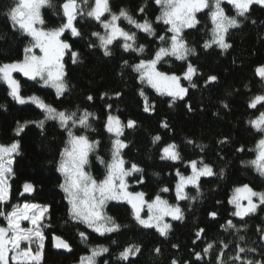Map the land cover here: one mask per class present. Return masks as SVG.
Segmentation results:
<instances>
[{"label":"trees","instance_id":"16d2710c","mask_svg":"<svg viewBox=\"0 0 264 264\" xmlns=\"http://www.w3.org/2000/svg\"><path fill=\"white\" fill-rule=\"evenodd\" d=\"M63 2L51 0L52 6L42 10L45 29L58 27L63 22L60 7ZM78 2H81V7L87 8L82 0ZM93 5L94 0H90L88 9ZM12 6L14 0H0V64L22 60L24 48L30 42V37L12 27L7 16ZM109 7L114 13L125 9L138 22L144 19L152 22L155 35L136 29L124 18L119 20L120 27L136 33V45H144L145 51L140 55L125 52L120 39L110 46L112 55L104 56L98 47V39L91 35L93 32L103 34L104 29L94 19L86 15L78 16L74 23L81 36L72 37L70 31L62 36L79 53L75 64L70 54L64 60L68 91L57 97L55 90L44 87L42 82L16 74L21 95H35L57 110L77 111L78 115L87 110L95 114V118L89 119L94 130L77 127L74 132L100 142L96 151L90 154L86 166V171L97 180L103 179L105 174V166L96 159L97 155L105 161L111 158L113 137L104 126L108 113L118 116L124 124L128 120L136 121L134 128H124L121 137L127 144L123 151L126 167L135 163L143 169L141 173L128 177L130 189L132 192H143L148 201L159 194L170 204H179L184 219L173 222L167 237H162L155 229L138 225L128 204L111 202L105 214L121 226L119 231L101 236L72 221L65 194L59 187L64 178L57 171L60 153L68 139L66 131L55 120L45 121L43 129L38 127L36 122L44 120V113L35 105L17 103L8 94L7 85L0 81V145L8 146L15 141L20 145L13 164L14 175L9 180L11 200L5 205L6 210L10 211L12 204L24 202L49 206L45 220L49 226L43 229L45 247L41 264H79L80 257L89 255L96 246L109 249L97 258V264H171L173 259L178 264H217L221 251L224 264H234L230 257L236 255L237 244L256 249L255 252L240 254L243 260L264 262V241L258 231L264 229V205L258 212L240 219L232 215L235 209L228 202L233 189L243 184H248L257 192H264V176L246 163L256 158V146L262 138V133L255 130L249 121L259 116L263 106L257 105L253 109L249 107V102L256 95L264 94V79L255 74V69L264 65V6L254 4L247 19L238 18L241 20L240 27L230 29L226 35V41L232 45L227 51L215 45L208 49L203 47L210 39L212 27L209 9L196 15L199 23L183 32L188 46L195 48V55H190L185 61L166 57L158 64L160 72L181 78L189 62L198 70L193 76L197 87H190L189 82L182 78V85L188 88V94L184 100H177L171 106L170 97L160 95L147 84H141L139 74L124 65L125 60L133 65L140 59H151L158 47L167 46L159 40V36L171 35L167 32V25L156 21L160 15L159 5L155 0H109ZM222 7L227 15H235L231 5L224 3ZM109 18V13H106L102 20ZM253 20L255 23H252ZM90 43L97 46L89 47ZM211 75H215L217 80L206 85L205 81ZM141 90L149 105L153 106L150 112L143 110ZM117 92L121 94L119 97L115 95ZM88 96L93 99L88 100ZM109 104L111 109L107 107ZM188 104L191 111L186 107ZM224 104L228 107L225 108ZM165 122L167 128L162 126ZM21 125H24L23 130L17 134ZM157 135L161 139L153 143V137ZM225 138L227 142L220 143ZM189 140L193 143H188ZM169 144L177 146L180 160L161 159L162 149ZM197 145L203 146V151ZM201 159L212 166L216 175L199 181L200 195L195 200L177 201V171L189 176V162ZM221 170L223 176L219 174ZM141 177L143 182L138 183ZM25 182L31 183L34 191L21 195ZM165 187L168 192L161 191ZM186 193L189 197L197 196L195 187L188 188ZM212 212L216 213L214 218L209 215ZM229 220L240 229L239 232L235 229L225 231L221 227ZM2 223L4 221L0 218ZM201 228L204 233L196 239L195 233ZM80 232L87 234V240L81 239ZM240 235L245 237V241H239ZM53 236L66 240L72 251L69 254L56 252ZM221 241L228 243L229 247L222 249ZM210 242L213 248L204 254L203 249ZM129 245H138L140 252L128 261L119 259V253ZM156 248L160 249L159 253L155 252ZM196 252L201 253V260L195 258ZM235 264L242 262L236 261Z\"/></svg>","mask_w":264,"mask_h":264},{"label":"snow or ice","instance_id":"6c2138e0","mask_svg":"<svg viewBox=\"0 0 264 264\" xmlns=\"http://www.w3.org/2000/svg\"><path fill=\"white\" fill-rule=\"evenodd\" d=\"M87 5L88 0H82ZM160 7V15L156 17L157 22H163L167 25V32L170 36H159V40L167 46H160L155 51L151 59H140L138 63L129 65L128 61H124L125 66H129L132 70L139 74L138 78L141 84H147L155 89L160 95L171 98V104L177 100H184L188 94V88L181 84V79L187 80L190 87L195 88L197 85L193 83V76L198 70L190 62L187 65L183 77L175 74H165L157 70V64L165 57H175L177 60L185 61L190 55H195V48L189 47L183 38V31L186 28L195 27L199 21L196 14L205 9H209L208 15L211 21L210 39L206 40L203 47L211 48L213 45L223 51H227L232 47L226 41V35L230 29L240 27L241 20L247 19V14L253 4L264 6V0H155ZM227 3L235 10V15L229 16L225 13L222 4ZM51 7V0H14L12 6L7 12V16L11 21L12 27L19 30L22 34L30 37V42L24 48V57L22 60L13 61L11 63L0 64V81L4 82L9 89V95L19 104L31 102L36 105L43 113L44 120L38 121L37 126L43 129L45 121L55 120L59 126L67 133V141L65 147L60 153V159L57 171L63 176V182L59 185L65 194L68 203V215L72 221L82 223L92 231L103 236L107 233L119 231L120 225L115 220L106 215L103 211L108 201L126 202L131 207L133 219L138 225L145 229H155L160 236L167 237L171 229V224L165 221V217H171L172 220L184 219V213L179 204H170L168 200L163 199L159 194L151 201L145 200L143 192H131L128 190L127 177L133 173H141V169L137 164L132 163L130 167H125L126 161L122 156V150L127 144L121 139L124 128H134L136 121L128 120L124 124L120 118L108 113L105 121V130L113 137L111 140L110 160L105 161L97 155L96 159L105 166V174L103 179L97 180L90 172L86 171L89 164V156L95 152L99 141L90 140L87 135H77L74 129L77 127L86 130H94L89 122L90 117L95 118V114L87 110H83L78 115L77 111L57 110L53 106L45 103L37 96L24 97L21 95L20 83L14 78L13 73H21L30 80H38L44 86L55 89L57 97L64 95L68 91V84L65 81V64L64 57L70 54L72 62H78L79 53L72 49L67 40L62 39L66 31H70L72 37L81 36V32L75 25L78 16H87L94 19L104 29V33L93 32L91 35L99 41L98 47L103 51L104 56H111V48L114 41L123 40L121 47L125 52H135L137 55L145 51L144 45H136V33L126 31L120 27L118 21L124 18L128 24L133 25L136 29L155 35L152 22L144 19L138 22L125 9H121L119 13H114L109 7V0H94V5L87 11L81 7L78 0H64L61 4L63 22L55 28L45 29L42 27L44 20L41 16V8ZM143 8L140 9L143 12ZM105 13H109L110 18L102 20ZM252 23H255L253 20ZM97 45L89 44V47ZM39 54H37V51ZM255 74L264 79V65L255 69ZM217 77L211 75L205 81V84L215 82ZM104 95H107L105 93ZM117 97L121 94L115 93ZM141 97L144 98V111L150 112L153 106H150L148 99L143 90L140 91ZM92 100V96L87 97ZM258 104H264V94L256 95L249 102V107L255 109ZM111 109L112 105H107ZM191 111V105H186ZM227 108L228 105L224 104ZM250 125L258 132L264 133V111L259 113L255 119L249 121ZM163 127L167 128V123H163ZM24 125L17 129V134L23 130ZM161 139L159 135L153 137V143ZM188 143H193L191 140ZM225 140L220 143H226ZM19 142L5 146L0 145V218L4 223L0 224V264H41L44 252L45 235L43 229L48 227L45 223L49 206L39 205L36 203L24 202L22 204H12L11 210H6L11 200V185L9 179L14 175L13 164L15 155L19 154ZM203 151V146L197 145ZM256 158L246 162L255 168V170L264 176V138H261L256 146ZM243 151V149H239ZM161 159L178 161L181 159L180 153L177 151L175 144H169L162 149ZM191 167V175L184 176L177 171L179 177L175 185V195L177 201L195 200L200 195L199 180L201 177H211L216 175L212 166L200 161L192 160L189 162ZM199 165V166H198ZM223 176V170L219 173ZM143 182V178L137 181ZM192 185L197 190L196 197H189L185 192V188ZM34 191L31 183L25 182L23 185L24 193ZM162 192H168L167 187L161 189ZM254 198H256L254 200ZM246 201V203H244ZM234 206L232 215L243 219L244 217L256 213L257 209L264 205V192L253 190L248 184L237 186L233 189V194L228 201ZM147 209V215L142 213ZM215 217L216 213L209 214ZM28 226L25 227L24 223ZM225 231L239 228L227 221L225 225H221ZM261 232L260 239L264 241V229H258ZM204 229H198L195 233L196 239H200ZM82 240H87L85 232L79 233ZM54 247L71 251V245L60 236H53ZM239 241H245L243 235L239 236ZM196 241L194 240L193 243ZM222 249L229 247L228 243L220 242ZM35 246V248L33 247ZM173 247H177L173 245ZM237 253L230 259L234 262L241 261L242 264H264L262 261L243 260L240 254L247 252H255V248H245L237 244ZM213 248V243H208L203 249V253L207 254ZM109 249L104 246H96L90 250L89 255L80 257L79 264H97V258ZM140 252L138 245H129L119 253V259L128 261L130 257H135ZM156 253L160 252L159 248L155 249ZM197 260L202 259L199 252L194 253ZM223 251L217 257V264H224L221 259ZM107 264V262H105ZM171 264H178L173 259Z\"/></svg>","mask_w":264,"mask_h":264},{"label":"rangeland","instance_id":"374dc122","mask_svg":"<svg viewBox=\"0 0 264 264\" xmlns=\"http://www.w3.org/2000/svg\"><path fill=\"white\" fill-rule=\"evenodd\" d=\"M89 2H90V0H88V3H87V8L85 7V11H87V10H89L88 9V6H89ZM254 5V4H253ZM46 7V6H45ZM45 7H43V8H41V16H42V10L45 8ZM206 10V9H205ZM205 10H203V11H205ZM202 11V12H203ZM200 13V12H199ZM106 14V13H105ZM198 14V13H197ZM196 14V15H197ZM104 17V16H103ZM102 17V18H103ZM118 23H119V21H118ZM42 27H44V24L42 25ZM194 28V27H193ZM189 29H192V28H186V29H184V31H186V30H189ZM183 31V32H184ZM37 51V54H39V52H38V50H36ZM66 56H67V54L65 55V57H64V60H65V58H66ZM166 58V57H165ZM64 62V61H63ZM159 64V63H158ZM158 64H157V70H158ZM159 71V70H158ZM21 75L23 78H25V79H28L27 77H25V76H23V74H21V73H13V76H14V78L19 82V80H18V78L17 77H15V75ZM38 81V80H37ZM41 82V81H40ZM181 84H182V79H181ZM42 85H43V83H42ZM44 86V85H43ZM8 87V86H7ZM44 87H47V86H44ZM49 88H51V87H49ZM52 89H54V88H52ZM55 90V89H54ZM155 90V89H154ZM27 98V97H26ZM25 104H32V105H35V104H33V103H31V102H28V103H25ZM258 105H262L263 106V111H264V104H258ZM36 106V105H35ZM113 115H115V114H113ZM261 133V132H260ZM122 137V136H121ZM262 138H264V133H262ZM122 139V138H121ZM125 150V148L122 150V156H123V151ZM199 166V165H198ZM125 167H126V165H125ZM190 167V166H189ZM190 172H192V170H191V167H190ZM183 175V174H182ZM190 175H191V173H190ZM185 176V175H184ZM12 177V176H11ZM11 177H10V179H11ZM202 178H206V177H201L200 178V180L202 179ZM9 179V180H10ZM178 180H179V177H178ZM199 180V181H200ZM127 183H128V190L129 191H131V185L129 184V182H128V177H127ZM190 187H193L192 185H188L186 188H185V192L187 191V189L188 188H190ZM132 192V191H131ZM256 198H254V200H255ZM145 200H147L146 198H145ZM111 202H117V203H126V202H122V201H108L107 203H106V205L104 206V209H103V211H104V213H105V209H106V207L108 206V204L109 203H111ZM244 203H246V201L244 202ZM127 204V203H126ZM232 205V204H231ZM130 206V205H129ZM233 206V205H232ZM261 206H263V205H261ZM260 206V207H261ZM234 207V206H233ZM259 207V208H260ZM259 208L257 209V211L256 212H258V210H259ZM142 215L143 216H146L147 215V209H145L144 210V212L142 213ZM239 218V217H238ZM165 221L166 222H168V223H170V224H172L173 222H176V221H180V220H172L171 219V217H165ZM80 224H82V223H80ZM84 225V224H83ZM24 226L25 227H27L28 226V224H27V222H25L24 223ZM85 227H87L86 225H84ZM88 228V227H87ZM89 230H91L90 228H88ZM154 229V228H153ZM92 231V230H91ZM94 232V231H93ZM96 233V232H95ZM98 234V233H97ZM108 234V233H107ZM44 244H45V241H44ZM34 248H35V246H33Z\"/></svg>","mask_w":264,"mask_h":264},{"label":"water","instance_id":"95a60500","mask_svg":"<svg viewBox=\"0 0 264 264\" xmlns=\"http://www.w3.org/2000/svg\"><path fill=\"white\" fill-rule=\"evenodd\" d=\"M53 247H54V241H53ZM54 250L56 251V252H63V253H67V254H69L71 251H68V250H65V249H58V248H56V247H54Z\"/></svg>","mask_w":264,"mask_h":264}]
</instances>
